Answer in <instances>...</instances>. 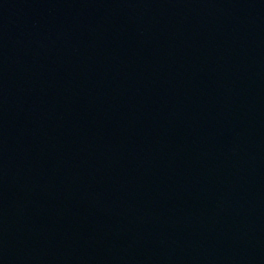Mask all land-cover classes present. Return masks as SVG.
Here are the masks:
<instances>
[{"label": "water", "instance_id": "1", "mask_svg": "<svg viewBox=\"0 0 264 264\" xmlns=\"http://www.w3.org/2000/svg\"><path fill=\"white\" fill-rule=\"evenodd\" d=\"M196 264H264V212Z\"/></svg>", "mask_w": 264, "mask_h": 264}]
</instances>
